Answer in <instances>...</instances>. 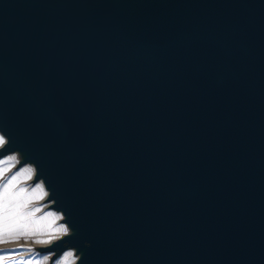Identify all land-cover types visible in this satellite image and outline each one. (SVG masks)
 <instances>
[{"label": "water", "instance_id": "95a60500", "mask_svg": "<svg viewBox=\"0 0 264 264\" xmlns=\"http://www.w3.org/2000/svg\"><path fill=\"white\" fill-rule=\"evenodd\" d=\"M0 134L48 264H264V0H0Z\"/></svg>", "mask_w": 264, "mask_h": 264}, {"label": "snow or ice", "instance_id": "6c2138e0", "mask_svg": "<svg viewBox=\"0 0 264 264\" xmlns=\"http://www.w3.org/2000/svg\"><path fill=\"white\" fill-rule=\"evenodd\" d=\"M8 144L9 139L4 134H0V154L7 150ZM14 168L16 171L12 175H5L11 173ZM34 174H36V170L31 166H25V163L18 159L17 155L7 156L6 159L0 161V178H3V184L0 185V242L7 243L10 240H19L21 236L40 234L39 226L41 224L47 221L48 227L51 228L52 223L59 219L52 212H47L44 216L36 219V213L43 209L36 207L30 210L28 208L34 199H43L46 194L44 182L39 179L38 174L37 182L31 189L17 186L22 180H32ZM56 231L65 235L69 233L68 228H58ZM36 242L47 243L48 241L37 240ZM72 256L73 253H67L60 264H67ZM2 259L4 258H0V260ZM18 264H24V262L20 261ZM44 264H48L47 257Z\"/></svg>", "mask_w": 264, "mask_h": 264}, {"label": "rangeland", "instance_id": "374dc122", "mask_svg": "<svg viewBox=\"0 0 264 264\" xmlns=\"http://www.w3.org/2000/svg\"><path fill=\"white\" fill-rule=\"evenodd\" d=\"M6 158H4V159H6ZM4 159H1L0 161H2ZM15 171H16V169L14 168L11 173H6L5 175L10 176ZM29 181L30 180H27V181L22 180L17 186L18 187H27V188L31 189L34 185H30ZM2 184H3V178H0V185H2ZM42 200L43 199H39V200L34 199L32 201V203L29 204L28 208L30 210L34 209L36 207H40L43 209L44 203L41 204ZM47 212H53V211L52 210H50V211L43 210L39 213H36V219H39L40 217L44 216L45 213H47ZM54 213H56V212H53V214ZM56 214H57V216L55 214H54V216L59 217L61 219L60 215L58 213H56ZM39 227L41 229L40 234L31 235L28 237L21 236L19 240H15V241L10 240L7 243L0 242V258H4V259L0 260V264H18V262H20V261H23L24 264H28V262H31V264H41L43 254L39 253L35 249H30V247H37L36 245L32 244L31 246H24V244H22V245L15 246V247L13 246V244L18 242V241H20L22 243L28 242V241L31 243H35L37 240H44V241L52 240L54 237L59 236V234L61 233V232H57L56 229H58L60 227L65 228L63 226V224H60V226H59V224H57V220H55V222L52 223L51 228L48 227L47 221H45ZM61 234H64V233H61ZM54 239H56V238H54ZM25 249L30 250V252L26 255L22 253V251ZM62 256L57 258L53 264H60V262L63 261V259H64L63 258L60 261ZM70 260L71 259L68 260L69 263L67 262V264H70Z\"/></svg>", "mask_w": 264, "mask_h": 264}, {"label": "bare ground", "instance_id": "6f19581e", "mask_svg": "<svg viewBox=\"0 0 264 264\" xmlns=\"http://www.w3.org/2000/svg\"><path fill=\"white\" fill-rule=\"evenodd\" d=\"M51 203H45L44 205H43V207H47V206H49ZM60 215V214H59ZM60 217H61V219H62V216L60 215ZM64 227H65V225H63ZM66 228V227H65ZM65 235V234H64ZM56 239H52V240H47L48 242L47 243H31V242H24V243H22V242H20V241H18V242H16V243H14L13 244V246L15 247V246H19V245H22V244H24V246H31L32 244L33 245H36V246H40V247H44V246H47V245H50L53 241H55ZM30 251L28 250V249H25V250H23L22 251V253L23 254H28ZM69 252H71V253H73V250L71 251H66L64 254H63V256H62V258L60 259V261L67 255V253H69ZM50 253H44L43 254V257H42V262H41V264H44V261H45V258L47 257L48 259H49V257H50ZM77 262V258L75 259H72V260H70V264H75ZM69 263V262H68Z\"/></svg>", "mask_w": 264, "mask_h": 264}]
</instances>
